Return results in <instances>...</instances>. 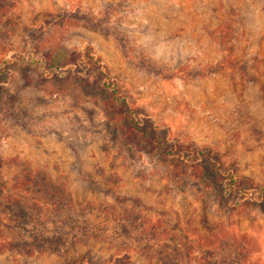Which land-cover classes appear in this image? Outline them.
Returning <instances> with one entry per match:
<instances>
[{
  "label": "rangeland",
  "instance_id": "rangeland-1",
  "mask_svg": "<svg viewBox=\"0 0 264 264\" xmlns=\"http://www.w3.org/2000/svg\"><path fill=\"white\" fill-rule=\"evenodd\" d=\"M84 46L172 141L264 186V0H14L0 10V78L18 113L0 116V202L23 197L64 245L12 248L0 207V264L123 250L136 264H264L258 209L231 210L188 167L114 139L94 93L32 71L27 85L4 64Z\"/></svg>",
  "mask_w": 264,
  "mask_h": 264
},
{
  "label": "trees",
  "instance_id": "trees-1",
  "mask_svg": "<svg viewBox=\"0 0 264 264\" xmlns=\"http://www.w3.org/2000/svg\"><path fill=\"white\" fill-rule=\"evenodd\" d=\"M14 0H0V10L10 8ZM38 49L29 48L24 53H13L5 59V66L19 73L24 82L30 85L28 71L39 78L54 80L58 83H76L80 89L102 98V107L107 125L106 130L114 139L121 137L126 145L140 149L144 144L149 154L174 168L188 167L192 176L205 184L218 200L231 210L245 211L258 209L264 215V186L239 176L235 170L225 168L219 158L209 149L183 147L172 141L168 133L153 122H148L141 111L136 108L132 98L121 90L116 80L111 77L108 68L92 52L90 46L81 49L72 48L60 54H37ZM39 51V50H38ZM4 70L0 66V75ZM5 78H0V116L2 119L15 120L17 111L6 106V102H14V97L4 87ZM30 178H28L29 180ZM45 195V191L34 190ZM21 196L13 195L9 201L0 202L3 211L8 210L9 226L7 242L12 248L24 250L26 253L49 250L50 246L63 247L60 236L38 228L32 218L30 207ZM18 231V233H16ZM58 249V250H59ZM242 249L238 252L241 254ZM243 258H246V254ZM65 264H136L128 250L120 251L109 257L108 263H100L93 258L78 256Z\"/></svg>",
  "mask_w": 264,
  "mask_h": 264
}]
</instances>
